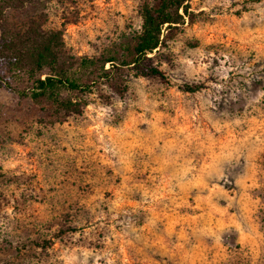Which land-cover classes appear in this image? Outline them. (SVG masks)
I'll return each instance as SVG.
<instances>
[{"label":"rangeland","instance_id":"374dc122","mask_svg":"<svg viewBox=\"0 0 264 264\" xmlns=\"http://www.w3.org/2000/svg\"><path fill=\"white\" fill-rule=\"evenodd\" d=\"M142 2L47 0L43 28L98 55ZM187 3L162 75L115 69L79 114L0 79V264H264V0Z\"/></svg>","mask_w":264,"mask_h":264},{"label":"trees","instance_id":"16d2710c","mask_svg":"<svg viewBox=\"0 0 264 264\" xmlns=\"http://www.w3.org/2000/svg\"><path fill=\"white\" fill-rule=\"evenodd\" d=\"M46 1L0 0V79L22 96L65 114H79L91 87L113 79L115 69L141 66L161 76L146 64L147 54L164 43V28L183 23L188 14L187 0H143L139 30L98 55L76 56L65 48L61 31L43 28ZM194 89L185 85V90Z\"/></svg>","mask_w":264,"mask_h":264}]
</instances>
